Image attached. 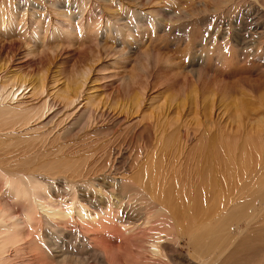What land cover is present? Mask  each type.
Instances as JSON below:
<instances>
[{"label":"rangeland","instance_id":"374dc122","mask_svg":"<svg viewBox=\"0 0 264 264\" xmlns=\"http://www.w3.org/2000/svg\"><path fill=\"white\" fill-rule=\"evenodd\" d=\"M64 261L264 264V0H0V264Z\"/></svg>","mask_w":264,"mask_h":264},{"label":"bare ground","instance_id":"6f19581e","mask_svg":"<svg viewBox=\"0 0 264 264\" xmlns=\"http://www.w3.org/2000/svg\"><path fill=\"white\" fill-rule=\"evenodd\" d=\"M21 88H23L24 90L26 89L25 85L16 83V90H15V92L18 91V89H21ZM24 90H22V93H23ZM15 92H13V90L9 91L10 96H14ZM20 95H21V93H20ZM5 184L8 185L9 182L6 181ZM13 186L16 187V190H13L15 188H13L11 185H9V189H12V190H5V191L7 193H9L10 195L12 194L13 197L14 196L17 197V196L20 195L19 193H21V190H17V183L16 182H13ZM30 198L32 199V193H30ZM41 201H42V199L35 198L34 199L35 207L38 206ZM49 206H52V205L49 204ZM64 208H65L64 210H51V209H47L45 211H44V209L43 210L40 209L39 210V213H41L43 215V216H40V219H44V222L45 223H47L48 221L58 222V221H54V220H65V221H68V222L75 223L76 227H79V226L80 227H83V226H85L87 228H92V230L94 229L97 232H99L102 229V226H104L106 224V221H108L107 218H106V216H103L101 214V216L97 217L94 212L92 213L91 211H88L83 205H80L78 203H72L69 206V208L68 207H64ZM11 220H13V218ZM27 223H28V220H27ZM77 225H79V226H77ZM24 227H25V221H22V219L18 218L17 223H15V225H14L13 234L10 237H8V239H7V243L6 244L8 245L9 248H12V250H14L15 252H19L20 251L19 246H20V242H22L15 233L22 231V229ZM102 238H103V236H102ZM105 241L106 240H104V239H100V242L98 243V244H100V247L103 250L106 249L105 244H104ZM95 243L97 244L96 241H95ZM27 244H28V248L31 247V242H27ZM151 246H152L151 247L152 250L154 251V254L156 256H161V247L158 246L157 244H154V245H151ZM50 247H51V245H50ZM14 251H12V252H14ZM36 258H39V257H36ZM66 263L67 262L64 261L63 263H60V264H66Z\"/></svg>","mask_w":264,"mask_h":264}]
</instances>
